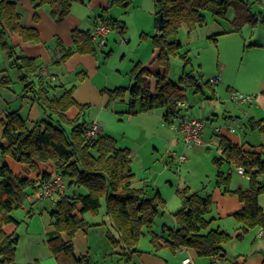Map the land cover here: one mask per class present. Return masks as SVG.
<instances>
[{
  "label": "trees",
  "instance_id": "obj_1",
  "mask_svg": "<svg viewBox=\"0 0 264 264\" xmlns=\"http://www.w3.org/2000/svg\"><path fill=\"white\" fill-rule=\"evenodd\" d=\"M75 1L79 0H30L35 8L48 6L49 14L55 21L62 20ZM131 1L111 2L126 9ZM154 5L156 32L151 36V42L158 50L156 59L164 68L163 73L154 75V90H151L148 80L151 73L140 63H135L131 69L134 81L130 87L118 86L102 92L110 100H123L128 93L129 114L161 108L164 110L163 121L173 126L176 124L174 119L181 117V107L176 103L185 100L186 87L191 86L198 90L202 85L212 86L209 80L202 82L194 74L193 68L186 70L190 58L187 52H181V43L173 39L180 26L184 24L188 30L203 26L206 22V11L216 18H223L230 7L236 11L231 31H238L246 23L254 24L258 18L252 11L251 0H154ZM159 14H162L160 25L157 23ZM106 21L110 29L124 32L121 20L108 17ZM261 21L264 22V19ZM0 25L1 48L8 57L14 55L13 47L7 41L9 34L16 33L24 41L39 40L34 28L21 24L16 6L9 0H0ZM89 32L73 31L75 51H96V44ZM71 53L72 50L64 51L62 59ZM174 55H179L183 60V71L177 81L167 75L170 58ZM16 62L18 69L23 70L20 79L25 83L26 93H32L33 99L40 103L48 118L30 124L16 111L7 113L3 121L2 135L5 145L0 150L2 155H9L21 163L33 165L35 160H50L54 163L56 172L66 179L65 189L55 195V209L50 212L53 231L47 239V246L54 259L58 264L92 263L88 254L79 257L75 255L70 238L85 225L79 214L97 211L102 199L116 233H108L107 238L112 246H120L121 259L126 264H130L132 255L138 252L137 246L144 227L149 229L151 242L158 246V235L150 228L154 217L164 208L166 201L158 190L149 196L143 188L132 187L134 173L130 150L117 147L114 139L107 135L86 138L84 133L90 122L80 121V117L88 105L76 103L72 96L73 87L66 89L59 97H50L47 87L43 85V77L49 78L43 74V68L26 56H17ZM33 76L38 77L37 89L34 81L28 80ZM71 106L79 109V114L74 119H68L64 114ZM50 118L52 122L49 121ZM263 121L264 119L249 118L247 128L257 129L264 134ZM220 146L222 155L213 158L218 166L216 185L224 193L237 196L243 203V207L232 216L241 223L242 229L261 227L264 231V212L258 202L259 195L264 193V183L259 180L264 172L261 153L244 150L224 137L220 138ZM223 162L244 168V174L249 181L247 189L230 188V173L220 169ZM49 176L50 174L44 173L39 180ZM38 185V181L14 176L6 164L0 166V264L15 263L18 236L7 233L4 226L18 223L12 212L24 204L27 198L26 189L31 187L37 192ZM81 188L84 192L80 191ZM175 194L180 202V208L173 214L177 226H167L165 244L174 251L181 247L192 248L199 256L222 255L220 244L228 241L230 235L219 228L210 227L212 220L207 216L212 210L211 195L191 190L188 186L176 189ZM62 233L67 235L68 240L62 238Z\"/></svg>",
  "mask_w": 264,
  "mask_h": 264
},
{
  "label": "crops",
  "instance_id": "obj_2",
  "mask_svg": "<svg viewBox=\"0 0 264 264\" xmlns=\"http://www.w3.org/2000/svg\"><path fill=\"white\" fill-rule=\"evenodd\" d=\"M9 1L15 4L20 16L21 24L25 27L34 28L38 33L39 40L24 41L16 33L9 34L7 41L13 47L14 55L12 57H8L2 50L0 42V147L5 145V140L2 135L3 121L7 113L16 111L19 115L26 118L30 124H33L35 121L48 118L47 113L41 107L40 103L33 99L32 93H26L24 88L25 83L20 79V74L23 70L18 69L16 57L26 56L32 58L35 61V64H38L41 68H46L48 73L54 76V80L47 77H43L42 79L43 85L45 88L47 87L50 97H59L66 89L73 87L72 96L76 103L79 105H88L81 115L80 121H85L86 123L93 120L98 121L101 124L100 134L112 137L117 147L129 149L132 163L134 149L131 143H135L134 138L136 136H134L133 133L126 127H116L115 123L127 122L131 124L133 121H136V123L139 124L140 120L138 119L140 118L136 117H140V115H151L149 117H153L156 115V117L161 118L162 122L160 125L162 124L161 126H163V124H165L162 118L164 110H162L161 114H155L156 110L129 114L127 113L128 102L118 105L117 100H110L108 96L102 92L104 89H112L118 86L130 87L134 81L133 79L127 86L121 85V82L124 79L123 69H120L119 67L109 69V66H106V63L103 61L104 56L112 57L113 55L112 49H110L109 52H105V46H108L112 40L117 41L119 36L126 35L127 25L125 20L122 19V14L117 11V6L111 2L112 0H79L71 4L69 13L62 20L55 21L49 14L48 6L43 5L35 8L30 0ZM142 1L145 4L144 6H146L145 8L147 12L151 13L152 10L155 12L154 0ZM251 1L252 11L257 14L258 19L254 24L250 25H264V22L261 21L264 19V0ZM235 16L236 11L234 10V13L228 18L226 15L223 18H216L212 15L213 21L211 23H209L206 17V22L203 26L196 27L192 30H188L184 24L180 26V28L183 26L188 33H193L194 31H197V29H200L198 31H204L196 33L202 35L215 47H220V52L226 51L229 48L237 49L240 46L244 47V45H248L258 48L261 53H263L262 59H260V61L256 60L255 62L257 66L261 67V69H259L261 76L255 82L249 83L246 87L237 86L238 89H236L242 90L245 95H251L252 101L242 103L231 100V102H229L231 106L224 104L223 107L225 109L221 113L223 121H221V125L218 127L219 130L216 131V127H212V125L208 126L210 128L207 130H205V128L202 130L203 140L200 146L203 147V149L206 148L208 150L207 153H210V149L214 148L215 155L213 158H219L222 155V150L220 148L221 137L227 138L233 143L238 144L244 150H255L256 152L261 153L260 148L263 146V144L253 145L248 141H244L238 132L234 131L231 133L227 130V127L232 122L234 124L237 123V118L239 117L237 114L239 113L243 116V118H240L241 121H239V123L240 130L243 131L244 134L248 131L257 130L247 128L249 118H252L253 120L264 119V35L262 36L260 30H257L258 28L253 30L247 36L243 35L242 29L245 24L242 25L238 31H231L232 21ZM108 17L118 20L122 19L121 21L123 22L124 32H120L119 29H111L106 35L105 44L101 48H96L95 52L81 53L75 51L73 31L80 30L83 32H89L99 21L106 20ZM141 30H146L145 25ZM212 37H215V39H212ZM120 48H123V44ZM66 50H72V53L62 59L63 52ZM99 51L101 52L99 53ZM157 52L158 50L153 46L152 52L147 57L146 61L141 59L144 63L140 60L133 63H140L151 73V77H148V80L150 81L152 91L155 86L154 75L163 73L164 70L163 66L160 65L156 59ZM225 70L226 63L220 59L217 64V70L214 73L221 75V79L225 80ZM193 72L197 75V77H199V79L201 78V75L199 74L200 71L194 70L193 68ZM221 79L217 84L221 82ZM28 80L34 81L35 89H37L36 87L39 84L38 77L33 76ZM204 87L208 88L210 91L209 96H205V98L215 99V85H202L198 90L191 86H187L186 88H191L194 93L201 92L202 96H204ZM226 89L228 91L234 90L230 85H226ZM239 106L241 108H239ZM89 110L91 111L90 118L87 120L85 119V115ZM217 110L219 109H216V111ZM64 114L68 119H74L79 114V109L77 106H71L64 112ZM179 115L185 118H190L182 112H180ZM213 116H216L215 118L219 119L217 112H213L212 117ZM53 117L55 116L53 115ZM212 117L210 120H214ZM233 118H235V120ZM49 121L52 122V119L50 118ZM142 121H145L146 124L148 123V118H143V120L141 119V122ZM178 121L179 118L174 119L175 123ZM136 128L141 130L139 125H137ZM171 141H173V143H178L176 139H172ZM200 146L193 147L194 152L201 153L202 150ZM213 158L212 163L214 167H216L217 172L218 166L213 162ZM186 161L187 158L183 164H185ZM189 162L191 163L192 159H189ZM223 163L225 164L227 162ZM223 163H221L220 168H224ZM4 164L8 166L14 176H24L36 182L41 178L42 174H52L56 172L54 163L50 160H35L34 164L31 165L30 163L18 162L9 155H2L0 150V166ZM228 166V169H226L227 172H230L231 166H234L235 170L236 167H239L234 163H228ZM216 172H213L215 178L214 182H211V174L204 175L205 180L206 178H209V184L203 185L204 181H200V184H202L200 190H202L201 193L203 194L211 195L212 210L210 214L212 213V216L210 218L212 221L210 227L214 225L212 228H219L230 235V239L228 241L220 244L222 255L215 257L199 256L194 249L189 247H181L175 251L171 250L164 241L167 225H163L161 229L162 234L158 235V246L151 242L149 231H147L146 234L143 231L137 246L138 252L132 255L130 264H183L182 260L186 257H190L193 264H264V231L260 234L261 227L246 229L241 228V223H239L235 217L232 216V214L240 210L243 207V203L237 196L224 193L222 188L216 185ZM239 175L242 178L246 176L245 174ZM195 176L198 178V173ZM246 178L248 179L247 176ZM189 184L191 185L186 186H188L191 190H197V187H193L197 185H192L190 182ZM247 184L249 186V181ZM143 185L144 184H142V186ZM245 185L246 183L239 182L238 180L233 181L230 178L231 189H247L248 187L245 188ZM142 186L139 188L144 189L145 186ZM150 186H153V182ZM197 191H199V189ZM26 193L28 199L24 202V205L21 208L29 214L25 231L20 233L15 231L9 226L10 223L4 226V230L10 234H16L18 236V240L20 239V234H22L23 238L26 239L25 242L27 243L26 246L29 254L27 256V261L24 264H58V262L50 254L47 246V239L53 231L50 212H47L46 214L41 211L39 213L34 212V208L39 203L38 199L40 201L42 198H40L37 192L31 187L26 189ZM34 195H36L35 198L32 197ZM56 199L57 197L55 196L49 199H42V201L43 204H46V200H51V202L54 203ZM258 202L264 212V193L259 195ZM175 206L177 210L180 208L179 200H177ZM44 208L45 207L41 210ZM162 210H164V208ZM79 216L82 217V214H79ZM17 222L19 221L17 220ZM176 226L177 224L173 216V226L171 228H176ZM111 232L112 231H109V233ZM87 234V228L84 225L77 231L73 238L72 242L74 253L77 257L85 254L88 248L89 237ZM113 234L115 235L116 233ZM61 236L63 239L68 240L65 233H62ZM113 254H115L116 257L121 258L120 246L113 249ZM104 264L114 263L112 261L108 262L107 259H104Z\"/></svg>",
  "mask_w": 264,
  "mask_h": 264
},
{
  "label": "rangeland",
  "instance_id": "obj_3",
  "mask_svg": "<svg viewBox=\"0 0 264 264\" xmlns=\"http://www.w3.org/2000/svg\"><path fill=\"white\" fill-rule=\"evenodd\" d=\"M144 5L145 4L142 0H132L126 9L121 5L115 4V6H117L116 8H118L117 11L122 14V19L125 20L127 31L125 36H119L117 41L112 40L108 46H105V52H109L110 49H112L113 55L112 57L104 56L103 61L106 63V66H109V69H115L116 67L123 69L124 79L121 82V85L123 86L129 85L133 80V75L131 73V68L134 65L133 63L139 60L142 62L141 59L146 61L147 57L152 52L153 46L151 36L156 32L154 22L155 12L154 10H152L151 13L147 12L145 8L146 6ZM233 13L234 9L230 7L226 12V17L228 18ZM205 14L209 23H211L213 21L211 12L206 11ZM144 25L146 30H141ZM256 29L260 30L262 36L264 35V25L260 24H245L242 29V34L247 36ZM198 30L200 29H197V31H194L193 33H188L182 26L179 28L173 39H177V41L182 43L181 52H187V55L190 58V64H188L186 70L190 67L194 68V70L200 71L199 74L201 75L200 79L202 81H207L217 74L214 72L217 70V64L220 59L226 63L225 80L221 79L222 76L217 74L219 75L221 82L215 85V99H210L209 97V99L205 98V96L207 97L210 94L209 89L206 87L203 88L204 96H202L201 92L194 93L191 88H186L185 90V106L181 108V112L188 115L187 117L203 120L205 122L204 128L207 130L210 128L208 127L210 125H212V127H219V125H221V121H223L221 113L225 109L223 105H230L229 102H231V100L233 101L231 92L236 91L244 94L242 90H236L238 89L237 86L246 87L249 83L255 82L261 76L259 70L261 67L257 66L255 62L256 60L260 61V59H262L263 53H261L258 48L248 45H244V47L240 46L237 49L229 48L226 51L220 52V47H215L202 35L196 33L204 32ZM122 44L123 48H120ZM100 52L101 51H99V53ZM182 71V58L179 55L171 56L167 71L168 77L177 81L181 76ZM226 85H230L234 90L228 91ZM128 100L129 95L127 93L123 100H117V104H125ZM239 108L241 107L239 106ZM216 109L219 110L216 111ZM155 110V114H161L163 109L158 108ZM90 112L91 111L89 110L88 113H86L85 119L88 120L90 118ZM213 112H217L219 119L215 118L216 116L212 117ZM237 115L239 117L237 118V123L234 124L235 131L240 134L244 141H248L253 145L263 144L260 151L261 156L264 159V134H261L258 130L248 131L244 134V132L240 130L239 123V121H241L240 118H243V116L241 113ZM149 116L151 115H140V117H136L140 118L138 119L140 120L139 124L136 123V121H133L131 124L127 122H117L115 123V126L119 128L126 127L134 136H136L134 139L135 143H137H131L134 149L131 163V168L134 173L132 186L139 188L144 184V190H146V194L149 196L153 195L156 190H159L166 201L164 210L160 209L158 211L150 228L155 234L161 235L163 225H167L170 228L173 226V213L177 210V208H175V203L178 200V197L175 194L176 189L186 185L189 186L191 185L189 184L190 182L192 185H197L193 187H197V190L199 189L201 192L202 190H200V188L202 187V184H200V181H204L203 185L209 184V178H206V180L204 178V175L206 174H211V182L215 181L213 172H216V167H214L212 163L215 150L214 148H211V152L207 153L208 150L206 148L203 149L200 145L185 147L182 141V136L177 133V130L174 129V127H170V125L166 123L161 126L162 124L160 125V123L162 121L160 117H156V115L153 117ZM211 117L214 120H210ZM143 118H148V123L145 124V121L141 122V119L143 120ZM137 125H139L141 130L136 128ZM172 139H176L178 143H173V141H171ZM195 146L201 147V153L194 152L193 147ZM183 154L186 156L187 161L185 164H180L179 156ZM189 159H192L191 163L189 162ZM223 165L224 168L220 169L226 173H230V178L233 181L238 180L239 182L246 183L245 188L248 187V179L246 176L243 178L240 177L234 166H231L230 172H227L226 169L229 167L228 163H223ZM197 173L198 178L195 176ZM259 180L261 183H264V172L259 176ZM152 182L153 186L151 187L150 185H152ZM80 191L84 192V189L81 188ZM32 197L35 198L36 195ZM27 199L28 198H26V200ZM26 200L24 202H26ZM38 202V205L34 208V212L39 213L41 211L46 214L55 209V202L53 203L51 200H46V204H43L42 199L40 201L38 199ZM23 205L12 212V215L16 217L19 222L9 224L12 229L19 233L25 231L27 219L29 218V214L21 209ZM43 207L45 208L41 210ZM211 216L212 213L207 217L210 218ZM82 218L89 237L88 248L85 254H88L92 264H104V259H107L108 262L112 261L114 264H126L123 259L116 257V255L113 254V249L115 247L110 244L107 238L109 231H112L111 234L115 233V228L112 226L111 220L106 214L104 200H101V206L97 211L84 212L82 213ZM143 231L146 234L149 229L144 227ZM75 234L70 238L72 246ZM25 240L26 239L23 238L22 234H20V239L15 244L14 264H24L27 261L29 251Z\"/></svg>",
  "mask_w": 264,
  "mask_h": 264
},
{
  "label": "built area",
  "instance_id": "obj_4",
  "mask_svg": "<svg viewBox=\"0 0 264 264\" xmlns=\"http://www.w3.org/2000/svg\"><path fill=\"white\" fill-rule=\"evenodd\" d=\"M110 31V27L107 24L106 20L99 21L95 27L89 32L91 39L95 42L96 48H101L106 41V35ZM125 40V39H123ZM264 47V44H263ZM43 74L47 75L49 79L54 80V76H50L46 68L42 69ZM220 77L218 75L213 76L209 79V83L214 86L218 83ZM231 97L236 102H251L252 96L251 95H244L236 91L231 92ZM178 107H184V101H178L176 103ZM235 120V118H233ZM233 120V121H234ZM234 123L232 122L228 127L227 130L229 132H234ZM205 126V122L199 118H185L183 116L179 117V121L174 124L172 127L177 130V133L182 136V141L185 147H191L194 145H200L202 143V130ZM243 127V126H242ZM216 131L219 130L218 127L215 128ZM101 132V124L93 120L91 121L86 130H85V137L88 139H92L97 137ZM186 160V156L180 155L179 156V163L182 164ZM236 170L239 174H244V168L239 166L236 167ZM38 190L37 194L42 199H49L59 192H62L66 186V179L63 175L55 172L50 174L49 177L38 181ZM263 232V229L260 228V234ZM183 264H193L190 257H186L182 260Z\"/></svg>",
  "mask_w": 264,
  "mask_h": 264
},
{
  "label": "water",
  "instance_id": "obj_5",
  "mask_svg": "<svg viewBox=\"0 0 264 264\" xmlns=\"http://www.w3.org/2000/svg\"><path fill=\"white\" fill-rule=\"evenodd\" d=\"M161 19H162V14H159V15L157 16V23H158V25L161 24Z\"/></svg>",
  "mask_w": 264,
  "mask_h": 264
}]
</instances>
